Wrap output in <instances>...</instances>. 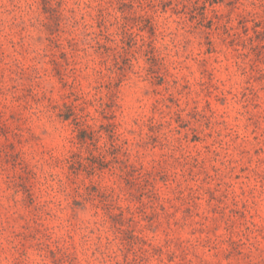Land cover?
Here are the masks:
<instances>
[{
    "label": "clouds",
    "instance_id": "9594fccd",
    "mask_svg": "<svg viewBox=\"0 0 264 264\" xmlns=\"http://www.w3.org/2000/svg\"><path fill=\"white\" fill-rule=\"evenodd\" d=\"M122 2L126 0H0V129L7 128V133L0 135V156L7 153L9 144L20 153L17 167L0 169V264H168L165 256L171 264H264V240L255 238L257 229L264 235V181L241 187L243 197L232 192L237 203L229 209L253 202L258 207L259 222L246 223V232L240 227L233 231L231 220L223 224L219 218L210 224L186 222L176 215L183 213L184 201L192 191L182 154L163 146L146 156L137 147L151 135L148 127L170 114L165 108L168 96L184 95V84L189 81L194 82L193 87L204 84L198 68L202 60L210 65L212 58L197 48L202 35L197 31L189 34L185 17L160 11L164 0H135L132 15L139 19L128 23L118 11ZM228 2L224 0V4ZM42 3L48 8L47 15L41 12ZM224 4L219 10L225 20L231 19L232 26L241 16H248L253 23L264 19V0H240L235 12ZM146 17H153L158 24L155 38L140 31ZM127 33L136 37L131 49L121 42ZM220 39L226 38L221 35L216 46L227 59L214 66L216 75L242 86L240 72L246 73L247 68L228 55ZM153 55L155 64L150 62ZM125 59L127 65L121 68L120 61ZM53 63L60 70L59 77ZM161 77L164 85L156 87L153 81ZM234 91L239 101V87ZM185 99L191 105L194 97ZM64 104L77 113L71 121L58 118ZM105 104L112 105L111 111ZM113 113L118 118L117 136L108 141L97 130L100 144L88 146L85 152L76 142V132L88 125L90 131L98 129L103 122L101 114ZM207 131L220 129L213 124ZM254 146L264 148V144ZM93 151L109 162V167L90 178L98 192L88 197L84 177L72 176L68 165L83 162ZM74 153L75 160L71 159ZM233 157L241 159L236 152ZM146 158L149 168L170 169L172 179L164 185V197L146 198L135 211L126 213L125 221L129 215L134 217L131 225L125 222L122 227H112L108 215L134 203L127 193L120 195L122 169L129 162L142 164ZM133 179L139 188V178ZM18 183L28 186L27 194L19 191ZM107 193L113 195L105 198ZM26 195L31 197V207L23 206ZM86 197L89 203L85 211L72 209L73 200ZM160 205H164L163 212ZM252 210L250 207V214ZM153 214L157 221L149 235L141 218ZM132 228L137 231L135 242L122 240V234ZM200 230L205 232L203 239ZM233 240L242 249L240 255L222 261ZM159 248L164 249L163 254L152 255L153 249Z\"/></svg>",
    "mask_w": 264,
    "mask_h": 264
},
{
    "label": "rangeland",
    "instance_id": "374dc122",
    "mask_svg": "<svg viewBox=\"0 0 264 264\" xmlns=\"http://www.w3.org/2000/svg\"><path fill=\"white\" fill-rule=\"evenodd\" d=\"M132 2L131 6H119L118 8L125 23L139 19L132 15L135 0ZM221 4H224V0H164L161 5L162 13L170 12L173 17H185L187 25L190 26L189 34L197 31V34L202 35V43L198 41L196 46L202 48L203 55L211 57L212 60L210 65L207 60H202L199 65V75L204 78L203 85L196 83L193 87L194 82L189 81L184 84V95L168 96L165 108L171 110L170 114L162 118V122L150 125L147 130L151 135L146 141L138 143L137 147L144 151L146 156L150 152H159L163 146L182 154L180 158L186 162L185 169L192 191L190 198L184 201L186 206L183 207V213L177 212V216H182L186 222L195 221L208 224L214 218L221 219L222 224L225 220H231L230 226L235 231L236 227L244 228L246 223L257 224L260 219L255 202L251 206L248 203H240L239 208L229 209L228 206L237 203L232 197L233 191L243 197L245 193L241 191V187L264 181V158H262L264 148L254 146L264 144V19L258 18L253 23L248 16H241L232 26L231 19L225 20L224 14L220 12ZM239 4L240 0H229L224 7L230 9V12H235ZM41 12L48 14V8L43 3ZM153 21V17L144 18L140 31L155 38L158 24ZM97 27L100 25L98 24ZM230 27L235 30L230 31ZM221 35L226 39H220V44L228 50V55L235 57L236 61L247 68L246 73L240 72V75L244 77L242 86L232 84L227 76L218 79L216 75L214 66L221 63L222 59L225 61L227 59L216 46V39H219ZM135 39V35L127 33L121 42L125 48L131 49ZM151 43L150 41V47ZM100 48L105 52L108 51L104 45ZM152 51L154 53L155 49L153 48ZM199 54L198 52L197 55ZM60 59H65L64 53L60 54ZM150 62L156 63L155 55L150 57ZM120 65L124 68L127 60H121ZM53 71L57 77L60 76V70L55 63H53ZM227 71L229 68L226 66L225 72ZM214 80L218 82L213 83ZM153 83L156 87H162L164 78L154 80ZM237 87H239V101H244L243 104L235 99L237 93L234 88ZM197 88L199 91L196 90ZM185 96L194 97L191 105ZM104 107L111 111L112 105L105 104ZM63 108L64 111L59 114L58 118H63L65 122L73 120L77 115L70 105L64 104ZM205 113L208 115L207 119H205ZM217 117L219 119H216ZM12 118L9 116V119ZM100 119L103 122L99 124L98 129L90 131L91 125H88L79 128L76 132V142L85 152L88 151V146L95 148L100 144L95 131L98 130L108 141H112L119 132L118 118L115 113L101 114ZM213 124L220 131H207L213 127ZM225 129H227L226 133ZM6 133V127L0 129V135ZM129 136H131V131H129ZM221 136L223 139H220ZM128 142V140L124 141L125 144ZM7 149V153L0 156V169L15 168L20 160V153L14 151L15 145L9 144ZM233 152H236L241 159L233 157ZM76 156L77 154L74 153L71 159L75 160ZM148 164L149 159L146 158L142 164L129 162L122 169L120 183L123 189L120 195L127 193L134 203L125 207L123 211L118 210L115 215H108V222L112 227L117 225L122 227L125 222L131 225L134 217L129 215L125 221L126 213L135 211L137 205L146 198L151 197L156 200L164 197V185L172 179L169 175L170 169L166 170L160 166L149 168ZM187 164H191V167L188 168ZM108 167L109 162L101 160L100 156L93 151L83 157V162L69 164L68 172L74 177H84L87 182L84 192L91 197L98 192V186L91 183L90 178L96 176L97 173L107 171ZM25 171L31 175L27 165H25ZM134 177L139 178V188H137ZM197 180L200 181L199 185L196 183ZM16 186L21 193H28V186L24 183H18ZM157 189H159V194ZM134 192H138V195H133ZM111 195L113 194L107 193L105 198ZM88 203L87 197L84 200L76 199L72 201L71 207L83 212ZM31 205V197L26 195L23 206L31 207ZM250 207L253 209L251 214L249 213ZM160 211H164V205H160ZM201 217L203 220L200 219ZM141 219L144 220V227L151 235L153 225L157 221L156 216L153 214ZM244 231L246 232L247 229L244 228ZM216 234L218 235L219 232ZM192 235L195 236L196 233ZM199 235L203 239L205 232L200 230ZM136 237L137 231L132 228L131 231L124 232L121 238L126 242H135ZM255 238L264 240V235L259 229L256 231ZM143 243L149 245L148 240H143ZM228 247L230 251L222 256V261H228L234 255L239 256L242 251L235 240ZM163 252V248L153 249L152 255L159 257ZM216 255L217 253H212L213 257ZM164 259L171 264L169 257L165 256ZM216 264H221V262L216 261Z\"/></svg>",
    "mask_w": 264,
    "mask_h": 264
},
{
    "label": "trees",
    "instance_id": "16d2710c",
    "mask_svg": "<svg viewBox=\"0 0 264 264\" xmlns=\"http://www.w3.org/2000/svg\"><path fill=\"white\" fill-rule=\"evenodd\" d=\"M131 5H133L132 0H126V2H122L120 4V7H128V6H131ZM136 18H138V17H136ZM129 34L131 35V33H129Z\"/></svg>",
    "mask_w": 264,
    "mask_h": 264
}]
</instances>
